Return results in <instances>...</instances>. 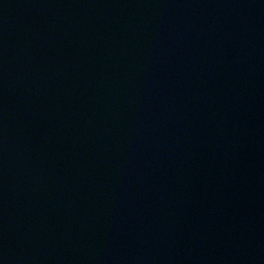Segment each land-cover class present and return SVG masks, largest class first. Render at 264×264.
<instances>
[{
	"label": "water",
	"instance_id": "obj_1",
	"mask_svg": "<svg viewBox=\"0 0 264 264\" xmlns=\"http://www.w3.org/2000/svg\"><path fill=\"white\" fill-rule=\"evenodd\" d=\"M0 264H264V0H0Z\"/></svg>",
	"mask_w": 264,
	"mask_h": 264
}]
</instances>
